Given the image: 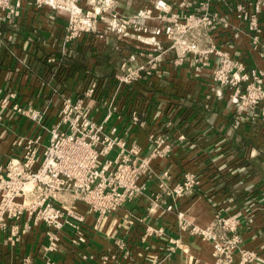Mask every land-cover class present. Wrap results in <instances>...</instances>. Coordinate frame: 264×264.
Returning a JSON list of instances; mask_svg holds the SVG:
<instances>
[{
    "label": "crops",
    "instance_id": "obj_1",
    "mask_svg": "<svg viewBox=\"0 0 264 264\" xmlns=\"http://www.w3.org/2000/svg\"><path fill=\"white\" fill-rule=\"evenodd\" d=\"M25 1L19 18L0 24V99L6 91H14L23 108L31 106L45 112V125L56 121L62 96L78 99L89 78H110L102 102L115 93L111 77L124 59L133 57L135 63L146 60L138 55L136 41L112 33L103 41L84 37L68 45L65 55L61 38L66 13L46 7L36 9ZM85 1L80 2L84 7ZM170 1L178 10L182 0ZM151 6L143 0H119V11L127 17ZM137 23L147 29L144 37L155 36L159 43L162 74L119 89L116 101L121 106L120 115L113 114L104 127L106 132L116 128L117 137L126 139L128 146H138L142 156H149L153 146L148 134L170 122L171 127L166 129L172 142L169 157L154 159L152 172L139 179L145 187L142 193L99 222L95 215L88 214L85 204L76 205L85 218L83 247L73 246L72 231L64 229L58 232V250H47L48 228L42 223L31 225L18 240L9 242L13 222H8L7 230L0 235V264H45L46 260L53 264H102V254L112 257L105 264H214L213 242L181 230L177 212L185 222L203 229L212 225L216 215L237 220L240 244L232 264H239L242 250L255 253L256 259L249 264H264V121H243L230 104L228 92L218 90L206 75H193L188 61L173 66L176 53L168 49L164 36L157 34L162 26L159 20ZM104 26L98 23L100 30ZM243 39L233 32L213 36L217 46L249 66L264 69V62L249 52ZM51 56L56 58L55 63L48 62ZM135 106L147 111L148 125L144 128L129 118V110ZM106 114L104 105L89 109L90 117L98 123L104 122ZM35 136H41L39 161L49 134L25 116L5 112L0 122V165L21 154V149L13 146L17 137ZM116 153L112 151L110 157ZM164 170L169 172L172 184L185 172L200 178L197 192L181 198L175 213L166 212L161 203L153 209L151 206V198L161 193L155 174ZM26 219L22 217L19 222L21 229ZM82 253L93 259L83 260Z\"/></svg>",
    "mask_w": 264,
    "mask_h": 264
},
{
    "label": "built area",
    "instance_id": "obj_2",
    "mask_svg": "<svg viewBox=\"0 0 264 264\" xmlns=\"http://www.w3.org/2000/svg\"><path fill=\"white\" fill-rule=\"evenodd\" d=\"M143 1L151 2L152 6L132 17L119 11V0H86V7L81 5V0L25 1L36 9L46 7L53 12L66 13L61 38L65 55L68 45L84 37L103 41L112 33L136 41L138 55L146 60L135 63L133 57L124 59L113 75L115 93L102 102L100 82L95 78L88 79L78 99L63 95L59 114L51 126L45 125L44 111L31 106L23 108L16 101L14 91L8 90L1 97L0 122L5 112H13L25 116L49 134L39 161L41 136L17 137L13 146L21 149V154L0 165V235L7 230L8 222H13L9 242L18 240L31 225L42 223L48 228L47 250H58V232L64 229L72 231L70 243L73 246L83 247L86 244L82 234L85 218L76 205L85 204L88 214L95 215L99 222L142 193L145 187L139 179L152 172L154 159L169 157L172 142L166 129L171 127L170 122L148 134L153 146L149 156H142L138 146H128L126 139L117 137L116 128L106 132L104 127L113 114L120 115L121 106L116 101L119 89L162 74L159 43L155 36H143L147 29L137 23L139 20L155 18L161 22V29L156 32L164 36L168 49L176 53L173 66H182L188 61L193 75H206L218 90L228 92L230 104L236 107L243 121L252 124L264 121V69L247 65L213 40L215 34L233 32L243 37L249 52L264 62V0H182L178 10L173 9L170 0ZM23 4L24 0H0V24L19 18ZM98 23L105 25L102 30ZM48 62L55 63L56 58L51 56ZM98 104L104 105L107 111L104 122L99 123L89 115V109ZM146 112L145 108L135 106L129 110V118L134 125L144 128L148 125ZM179 139L184 140V137L179 136ZM114 150L117 153L111 158ZM155 175L161 193L152 194V209L161 203L166 212L175 213L178 201L195 194L200 186V178L193 172H185L174 184L167 170ZM177 216L181 230L213 242L214 264H232L233 254L240 244L237 220L216 215L212 225L203 229L185 222L181 212H177ZM22 217L27 218L23 229L19 226ZM81 257L83 260L92 258L85 253ZM109 258L112 257L100 255L102 264ZM255 259V253L240 251L239 264H249ZM45 264L53 263L46 260Z\"/></svg>",
    "mask_w": 264,
    "mask_h": 264
},
{
    "label": "trees",
    "instance_id": "obj_3",
    "mask_svg": "<svg viewBox=\"0 0 264 264\" xmlns=\"http://www.w3.org/2000/svg\"><path fill=\"white\" fill-rule=\"evenodd\" d=\"M66 65V64H65ZM111 78H113V77H111ZM110 79V78H109ZM109 79H106V78H99V79H97L99 82H100V95H102V93H103V90H104V88L106 87V86H108L107 85V83L110 81ZM102 100V99H101Z\"/></svg>",
    "mask_w": 264,
    "mask_h": 264
}]
</instances>
